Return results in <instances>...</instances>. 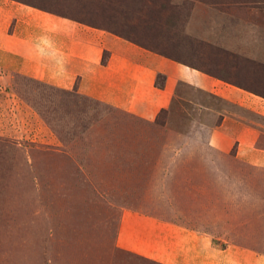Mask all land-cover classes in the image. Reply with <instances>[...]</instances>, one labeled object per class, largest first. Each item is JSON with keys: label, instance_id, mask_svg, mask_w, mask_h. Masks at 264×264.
I'll list each match as a JSON object with an SVG mask.
<instances>
[{"label": "rangeland", "instance_id": "374dc122", "mask_svg": "<svg viewBox=\"0 0 264 264\" xmlns=\"http://www.w3.org/2000/svg\"><path fill=\"white\" fill-rule=\"evenodd\" d=\"M15 1L264 96V0ZM179 89L184 95L151 122L92 103L100 119L82 132L80 97L0 68V264H160L117 246L123 217L187 215L188 197L144 184L142 168L126 176L130 164L121 162L206 154L200 124L218 117L200 104L228 105L185 84ZM115 166L119 173L110 172Z\"/></svg>", "mask_w": 264, "mask_h": 264}, {"label": "crops", "instance_id": "0c3cea01", "mask_svg": "<svg viewBox=\"0 0 264 264\" xmlns=\"http://www.w3.org/2000/svg\"><path fill=\"white\" fill-rule=\"evenodd\" d=\"M0 68L80 97L82 132L100 119L92 103L155 121L184 95L180 84L226 102L200 104L218 117L200 124L207 132L206 154L121 162L130 164L126 176L142 168L144 184L156 182L164 194H186L188 208L187 215L171 217L127 211L116 244L160 264H264V96L108 30L15 0H0ZM118 171L115 166L110 172Z\"/></svg>", "mask_w": 264, "mask_h": 264}, {"label": "trees", "instance_id": "16d2710c", "mask_svg": "<svg viewBox=\"0 0 264 264\" xmlns=\"http://www.w3.org/2000/svg\"><path fill=\"white\" fill-rule=\"evenodd\" d=\"M28 5H30V4H28ZM32 6V5H31ZM188 65V64H187ZM158 78H159V76H158ZM158 81V80H157ZM161 82V81H160ZM160 82H158V84L160 83Z\"/></svg>", "mask_w": 264, "mask_h": 264}]
</instances>
